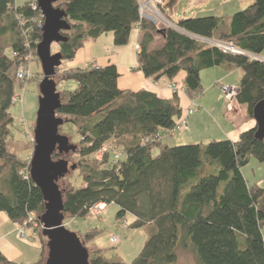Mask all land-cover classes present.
Masks as SVG:
<instances>
[{
	"label": "trees",
	"instance_id": "16d2710c",
	"mask_svg": "<svg viewBox=\"0 0 264 264\" xmlns=\"http://www.w3.org/2000/svg\"><path fill=\"white\" fill-rule=\"evenodd\" d=\"M34 1L16 6L14 0H0V37L9 39L7 46L0 47V212L36 232L41 243L36 264H42L46 242L34 228L44 213V202L30 180L24 158L30 143L21 145L11 134L9 114L16 99L18 68L37 59L43 18ZM53 6L65 12L70 25L64 33L66 42L56 44L62 63L56 70L61 79L54 80L76 84L74 91L60 93L56 114L76 126L80 143L76 153L82 159L75 168L82 187L58 185L64 217H89L98 203L115 205V219L123 220L121 226L131 216L129 228L147 232L131 264H174L178 248L190 251L198 264H264V188L250 185L242 173L252 158L264 163V144L255 139V127L242 132L236 141L169 146L163 139L178 132L168 135L182 116L177 95L168 101L144 90L122 91L114 65L62 68L86 40L112 33L114 46L122 47L137 26L141 33L137 70L146 78L173 81L182 72L184 92L193 100L203 91L202 71L239 69L242 76L235 102L245 105L253 119V107L264 99V62L249 55L258 57L264 50V0H254L233 14L227 26L220 18L204 16L175 22L180 31L161 32L140 20L137 0H55ZM193 36L231 43L246 55L223 52ZM98 115V121H93ZM112 141L119 157L112 155L111 160L108 151L99 160L96 154ZM154 148L156 156L152 155ZM23 150L26 153L18 155ZM91 155L95 159L84 160ZM54 156L66 160L67 155ZM99 234L96 228L87 229L80 240L87 249ZM88 253L89 264H125L118 258L107 259L102 249ZM0 264L12 263L0 252Z\"/></svg>",
	"mask_w": 264,
	"mask_h": 264
},
{
	"label": "rangeland",
	"instance_id": "374dc122",
	"mask_svg": "<svg viewBox=\"0 0 264 264\" xmlns=\"http://www.w3.org/2000/svg\"><path fill=\"white\" fill-rule=\"evenodd\" d=\"M33 1L34 0H14V3L16 6H22L25 3H32ZM253 2L254 0H165L162 9L166 12L167 16H170L171 19L176 23L180 19H182V17H185V19H189L204 16H214L220 18L223 23H229V19L233 14L246 9ZM174 4V10L172 11L171 9ZM159 30H163V28H160ZM7 37L8 36L0 37V47H5L9 44V39ZM158 38L160 39V37ZM58 51V46L56 44H53L51 46V53L55 54ZM212 70L221 72L219 71L220 69H218V67H215ZM29 74L30 77L27 81H24L22 84L16 82L14 87L16 102H14L9 109V114L13 119L11 134L21 145H27L30 143V150L27 153V150H23L20 153L18 152V155H22V153L24 152L26 153V157L24 158L27 164L29 163L32 156V149L34 145L32 141L33 129L35 126L36 113L38 109L39 80H41L42 78L41 65L37 59L30 62ZM241 76V70L237 69L230 77V82L232 83V85L229 86L238 87L237 84L239 83ZM55 77L61 79V75L59 74H56ZM56 89L58 93L72 92L76 89V85L73 81H60L58 82ZM58 117L67 121L65 117ZM98 119L99 115L93 117V121H98ZM186 132V130L178 131L174 134L175 138L173 137L172 140L163 139V142H166V144L169 146L186 145L188 144V142H184V140H182L186 136ZM59 133L66 136L69 139L70 143L76 146V150H78V147H80V143H78L79 135L74 124L65 122V124L60 127ZM204 133L206 134V132ZM181 137L182 139H180ZM207 143L208 142H198L197 144L206 145ZM12 146L16 148L15 144H12ZM116 150L119 149L116 148ZM157 154L158 150L154 148L152 150V155L156 156ZM112 155L113 154L110 153L111 160L113 157ZM101 158L102 156L99 160H101ZM58 159H63V157H53L54 161ZM65 159L68 161L69 166L75 165L76 167L82 161L76 151L75 153L67 154V156H65ZM93 159H95L94 155L84 158L85 161ZM242 173L244 178L250 185H258L264 188V163H259L252 158L250 159L249 163L242 169ZM82 184L83 180L80 176L79 170L69 171V173L58 182V185L63 189H70L72 186L75 188H80L82 187ZM117 211L118 208L115 205L109 204L108 206H106L105 210L100 216L98 215L95 217L90 214L89 217H86L84 219L71 220L68 218H64L63 224L67 230L77 234L81 239H83L87 229H98V231H100V234L96 238V242L98 243L99 247L101 246L100 248L103 250V254L105 255V257L109 260L118 258L125 264H131L142 250L147 240V232L144 229H130L129 226L133 222V219L129 215L125 217L127 223L126 227L123 228L121 226L123 220L117 221L115 219ZM34 229L38 232H41L42 228L40 223ZM110 235L119 236V244L111 245L109 243ZM44 241L46 242L45 239ZM93 245L95 244H87L86 247H88V251H93L96 249L92 247ZM46 253L47 251L45 247L43 262L45 261ZM174 264L198 263L190 251H183L182 249L178 248L177 260Z\"/></svg>",
	"mask_w": 264,
	"mask_h": 264
},
{
	"label": "crops",
	"instance_id": "0c3cea01",
	"mask_svg": "<svg viewBox=\"0 0 264 264\" xmlns=\"http://www.w3.org/2000/svg\"><path fill=\"white\" fill-rule=\"evenodd\" d=\"M174 6L175 4L172 6V11ZM224 25L227 26L228 23H224ZM140 34L137 26L134 27L127 45L122 47L114 46L112 33L104 34L94 40H86L76 52L74 59L71 62L63 63L62 68L114 65L119 74L117 86L122 91L137 92L144 90L168 101L172 100L174 94L177 95L182 116L186 115L189 109L193 110V113L186 118V136L184 139L180 138L188 144L212 140L236 141L242 132L255 127L254 120L247 115L245 105L234 102L232 112H227L225 108V99L221 87L232 85L230 77L237 69L225 71L218 67L221 72H217V70H212L214 67L202 71L200 80L203 91L191 100L184 92V73H179L173 81L166 77L153 80L146 78L137 70ZM258 58L264 59V50L258 55ZM170 86L176 87V91L174 92ZM234 88L237 89V87ZM173 137L175 138L173 135L168 139L172 140ZM21 232H23V237L20 236ZM262 236L264 239V227L262 228ZM93 243L95 245L92 247L101 249L96 239L89 244ZM0 252L12 264H36L40 258L41 243L36 232L17 225L5 213L0 212Z\"/></svg>",
	"mask_w": 264,
	"mask_h": 264
},
{
	"label": "water",
	"instance_id": "95a60500",
	"mask_svg": "<svg viewBox=\"0 0 264 264\" xmlns=\"http://www.w3.org/2000/svg\"><path fill=\"white\" fill-rule=\"evenodd\" d=\"M43 18L40 42L36 57L41 65L39 99L33 129V149L29 161V177L37 187L44 202V213L39 217L41 236L46 240V258L42 264H89V253L79 236L67 230L64 222V199L58 187L69 171L76 166L64 159L54 161L53 155L74 153L76 147L59 133L66 120L57 116L60 93L56 89V70L61 66V55L52 54L51 46L66 42L65 32L70 30L66 14L53 6L55 0H35ZM161 32V30H158ZM255 122L254 137L264 144V99L252 109Z\"/></svg>",
	"mask_w": 264,
	"mask_h": 264
},
{
	"label": "built area",
	"instance_id": "2783aa9c",
	"mask_svg": "<svg viewBox=\"0 0 264 264\" xmlns=\"http://www.w3.org/2000/svg\"><path fill=\"white\" fill-rule=\"evenodd\" d=\"M165 0H137L138 2V13L140 20L147 21L154 25V27L159 30L162 29H173V30H179L175 22L171 19V17L167 16L165 12L162 11V7L164 5ZM195 40H198L200 42L206 43L209 46L217 47L218 49L222 50L223 52L229 53V54H242L246 55L243 51L237 49L234 47L231 43H224L219 41H214L211 39H202L198 37H192ZM252 59H257L264 62V59H260L257 56L249 55ZM26 60L28 61L29 58L27 57ZM30 76L29 74V64H24L23 66H20L16 72V79L19 82H23L24 80L28 79ZM170 88L175 92L176 87L170 86ZM221 91L223 93L224 99H225V108L227 112H232L234 109V102H235V96H236V89L234 87L229 86H222ZM16 100V99H15ZM14 100V102H15ZM193 113L192 109H189L186 113V115L181 116L175 125V128L168 133V135L174 134L176 131L186 130L187 129V121L186 118ZM154 139H160V137H156ZM117 146L114 141L106 144L103 146V148L96 154L97 158L100 159V157L110 151L114 158L117 159L119 157V151L116 150ZM27 176V175H26ZM24 178H27V177ZM106 205L103 203H98L94 205L90 209V214L92 216H100L102 212L105 210ZM35 226V224H34ZM123 228H125V225H122ZM20 236L23 237V232L20 233ZM120 238L116 235H110L109 236V243L111 245H117L119 244Z\"/></svg>",
	"mask_w": 264,
	"mask_h": 264
}]
</instances>
